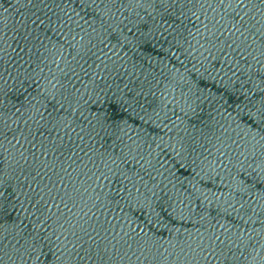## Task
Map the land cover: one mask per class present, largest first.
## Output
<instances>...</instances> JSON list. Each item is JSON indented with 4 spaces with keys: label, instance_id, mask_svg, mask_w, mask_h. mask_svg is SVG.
<instances>
[{
    "label": "water",
    "instance_id": "obj_1",
    "mask_svg": "<svg viewBox=\"0 0 264 264\" xmlns=\"http://www.w3.org/2000/svg\"><path fill=\"white\" fill-rule=\"evenodd\" d=\"M0 264H264V0L0 4Z\"/></svg>",
    "mask_w": 264,
    "mask_h": 264
}]
</instances>
